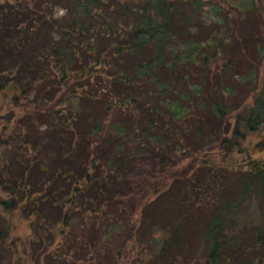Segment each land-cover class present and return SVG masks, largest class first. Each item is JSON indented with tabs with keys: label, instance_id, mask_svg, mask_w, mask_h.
I'll return each instance as SVG.
<instances>
[{
	"label": "trees",
	"instance_id": "1",
	"mask_svg": "<svg viewBox=\"0 0 264 264\" xmlns=\"http://www.w3.org/2000/svg\"><path fill=\"white\" fill-rule=\"evenodd\" d=\"M202 9L0 3V90L11 86L20 110L0 120V264H264V64L250 104L231 105L224 82L242 64L226 51L214 67L182 47L209 40L194 32ZM240 37L249 46L261 34ZM249 64L247 75L258 66ZM183 140L225 143L241 159H194L189 173L162 177L166 188L143 189L144 162L169 168L163 155ZM250 207L256 221L241 223ZM14 212L35 218L20 251Z\"/></svg>",
	"mask_w": 264,
	"mask_h": 264
},
{
	"label": "rangeland",
	"instance_id": "2",
	"mask_svg": "<svg viewBox=\"0 0 264 264\" xmlns=\"http://www.w3.org/2000/svg\"><path fill=\"white\" fill-rule=\"evenodd\" d=\"M3 1L5 0H0V3ZM263 13L264 0H203V9L199 18L200 23L198 27L194 29V32L203 33L201 38H208L209 40H204L200 45L197 43L189 45L187 42L182 44L187 56L192 54L195 56L200 52V57L205 56L211 58L210 62L213 63L214 67H217L214 63L220 64L223 61L222 58L226 51L234 55L236 58L235 60L242 64L237 74L232 77L233 79L228 77L226 82H224V85H226L224 87V95L233 106L239 103H241V105L250 104L254 94L253 90L259 84L263 73L264 53L259 51L260 47L262 48L261 50L264 51ZM257 28L261 34L260 39L258 38L255 42L250 41L249 46H247V43L243 46L237 45V41H239V39L241 40L240 35L243 36L249 32L255 33ZM248 64L258 66L247 75L244 69ZM196 89L198 88L195 87V90ZM14 94L15 92L11 86H6L4 89L0 90V120L1 117H9L11 112L19 113L20 110H18V107L13 106L12 96ZM235 94L236 96H234ZM239 95L244 97L242 102H240L241 96L237 98ZM57 101L58 98L54 100V103ZM243 107L244 106H241V108ZM232 120L233 118H230V121ZM197 126H199V124H197ZM230 134L231 130L227 133V137H229ZM251 140L253 141L254 137H252ZM233 154L234 150L230 148L227 149L225 143H217V145L209 148H201L200 146L193 148V146L187 143V140H183V142L175 145V150L166 151L163 155L165 159L170 161L169 168L164 169L160 167L161 165L159 166L158 162L153 163V165L144 162L145 165L137 172L138 174L145 175L141 176L138 180L143 183V189L148 192L157 187L166 188L170 180L166 184L165 182L167 180L162 177L169 175L179 176L181 173H189L190 166H196L194 159L199 161L205 160L208 162L206 163L207 165L217 164L228 167L232 165V161L238 162L241 159L239 155L234 156ZM162 172L166 174H161ZM110 174L115 175L116 173ZM218 180V177L214 178V185L217 186L219 184ZM135 189H139L137 183ZM158 205L164 207L167 205V202L160 201ZM7 218L12 226L11 237L15 239L19 251L24 248V245L28 247L29 242L32 237H34V225L32 223L35 221V218L31 216L24 218L19 212H14ZM255 218L256 215L253 211V207H250L246 211V216L241 218V223H253L256 221ZM120 227L123 228L121 225ZM117 232L116 234H112V237H117L121 234L118 230ZM56 239L58 240L60 237L56 235ZM10 259L12 260L9 255H5L3 258L4 261Z\"/></svg>",
	"mask_w": 264,
	"mask_h": 264
}]
</instances>
